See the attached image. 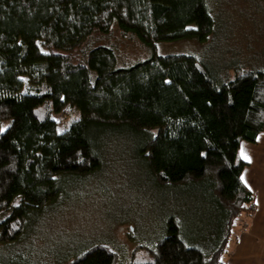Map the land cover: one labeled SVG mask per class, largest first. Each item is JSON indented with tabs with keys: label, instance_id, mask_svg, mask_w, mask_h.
I'll use <instances>...</instances> for the list:
<instances>
[{
	"label": "trees",
	"instance_id": "16d2710c",
	"mask_svg": "<svg viewBox=\"0 0 264 264\" xmlns=\"http://www.w3.org/2000/svg\"><path fill=\"white\" fill-rule=\"evenodd\" d=\"M216 25L210 0H0L1 243L57 202L62 178L101 168L102 144L125 130L157 184L203 187L217 211L199 233L170 215L130 264H226L236 220L257 210L238 148L264 132V66L238 62L222 80L160 46L204 42ZM130 40L147 56L120 60ZM115 263L97 243L67 264Z\"/></svg>",
	"mask_w": 264,
	"mask_h": 264
},
{
	"label": "rangeland",
	"instance_id": "374dc122",
	"mask_svg": "<svg viewBox=\"0 0 264 264\" xmlns=\"http://www.w3.org/2000/svg\"><path fill=\"white\" fill-rule=\"evenodd\" d=\"M210 4L217 25L206 41L160 46L167 52L195 55L222 80L230 76L231 67L238 62L264 66V3L210 0ZM109 41L114 42L115 35ZM116 46L123 62L147 56L136 41H118ZM116 135L102 144L101 168L62 178L57 202L33 213L17 240L0 242V263L67 264L83 247L97 243L115 252V264L144 262L149 258L145 253L165 235L170 215L198 233L204 230V222L217 212L207 189L157 184L139 156L138 137L125 130ZM255 144L241 141L238 148V156L247 162V174H254L256 167L264 165V151L250 148ZM242 153L248 158H242ZM248 218L251 216L246 214L238 218L231 230L223 256L226 264L235 257L236 246L247 233ZM260 233L249 240L254 249L243 251V238L239 255L252 257L255 262L260 258L258 255L264 253V229Z\"/></svg>",
	"mask_w": 264,
	"mask_h": 264
},
{
	"label": "crops",
	"instance_id": "0c3cea01",
	"mask_svg": "<svg viewBox=\"0 0 264 264\" xmlns=\"http://www.w3.org/2000/svg\"><path fill=\"white\" fill-rule=\"evenodd\" d=\"M252 147L250 148L258 149L259 151H264V132H261L257 135L256 144L252 145ZM256 168L257 169L255 170L254 174H252L250 171L248 174L245 173L246 167H244L243 172H242V177H243V181L245 182V184L249 186L257 194V210L251 216V218H248V222L246 223V227H245V229H247V233L243 234L240 244L236 246L235 253H234L235 257H231L229 259L230 264H264V253H261L260 255H258L260 258H258L256 262L254 261L252 257L248 258L245 255L244 256L239 255L238 253L240 250L239 246H242L243 238L246 239V244L243 245L244 247L242 248V250L246 251V249L248 250H250V248L254 249L252 245L249 243L253 241V237L257 233L261 234L260 233L261 230L264 229V165L262 166L260 165ZM258 249H259V246L257 247V250ZM262 249L264 250V247H262Z\"/></svg>",
	"mask_w": 264,
	"mask_h": 264
},
{
	"label": "snow or ice",
	"instance_id": "6c2138e0",
	"mask_svg": "<svg viewBox=\"0 0 264 264\" xmlns=\"http://www.w3.org/2000/svg\"><path fill=\"white\" fill-rule=\"evenodd\" d=\"M4 130V128L0 127V132H3ZM242 158L247 159L248 157L242 153ZM241 179L243 180V177H241Z\"/></svg>",
	"mask_w": 264,
	"mask_h": 264
}]
</instances>
